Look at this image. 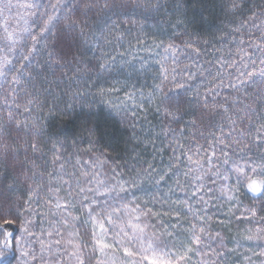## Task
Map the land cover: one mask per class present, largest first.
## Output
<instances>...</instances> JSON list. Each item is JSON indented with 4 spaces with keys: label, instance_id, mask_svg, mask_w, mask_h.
I'll return each instance as SVG.
<instances>
[{
    "label": "rangeland",
    "instance_id": "1",
    "mask_svg": "<svg viewBox=\"0 0 264 264\" xmlns=\"http://www.w3.org/2000/svg\"><path fill=\"white\" fill-rule=\"evenodd\" d=\"M137 2L129 0L130 6ZM160 2L162 7L158 12L173 5V0ZM85 3H92L94 7L85 11L82 8ZM55 4L56 0H0V201L6 202L14 195L32 194V227L37 233L43 231L42 239L51 245L50 264H76L75 243L83 246L78 255L88 256L94 238H105L114 244L118 256L121 240L135 249L137 242L133 236L140 235L134 231L137 224L146 226L144 237L155 239L162 248L171 249L177 246L176 238L172 240L167 230H162V219L153 215L154 208L165 203L170 195L163 192L162 182L149 179L156 174L155 178L163 176L164 180L170 173L165 176L158 170L155 172L151 163L136 159L140 168L137 176L132 177L128 175L129 170L126 174L127 165L119 164L108 154L93 150L79 152L44 142L41 96L50 89L55 78L58 84L54 89L73 99L84 83L85 65L90 69L89 65L96 63H91L93 55L90 53L98 46L85 47L81 43L80 47L68 52L65 47L68 36L82 41L87 39L81 34V27L85 29L92 23L98 10L102 17L113 11L103 10L101 0H61L54 8ZM53 11L59 12L61 21L43 38L47 46L33 53V45L37 42L34 37H41L43 20ZM115 11L121 13V19L114 21H121L134 31L143 24V16L152 19L159 14L133 11L131 7ZM256 15L257 20L251 21L241 40L223 36L216 52H212L213 47L210 51L198 42L199 52L185 48L184 34L173 37L178 46L176 53L165 52L163 46L157 52L154 46L155 62L163 70L157 81L161 84V95L158 94L161 97L156 104L159 125L154 136L161 146L167 143L170 147L174 179L177 180L174 185L178 188L170 204L193 209L187 211L190 218L185 238L186 243L191 242L194 254L187 264H226L223 253L227 247H221L217 241L223 239L231 245L229 238L239 239L249 228L254 232L259 226L264 231V222L258 218L238 221L235 215L226 216L235 232L233 235L220 231L214 223L215 216L224 215L229 207L223 188L236 186L235 167L249 159L254 162L264 159V143L256 144V136L264 129V112L259 108L264 105V88L251 84L230 87L236 83L245 62H256L259 66L264 60V8ZM226 45L229 47L224 49ZM41 75L46 80L52 79L46 81L44 89ZM103 75L97 78L102 79ZM164 75L168 76L167 80L163 79ZM132 110L130 107L118 114L128 123L136 118L130 115ZM134 145L140 149L139 144ZM143 173L157 188L148 205L135 189L137 181L143 184L147 181ZM247 175L253 176L251 172ZM253 178L264 179V176ZM10 182L14 183V191L6 187ZM240 189L239 199L243 195V185ZM177 197L183 204L177 202ZM246 200L242 202L244 205H253L252 197ZM140 213L146 214L137 219ZM235 213L239 214L240 209ZM4 215L5 209L0 208V217ZM198 215L205 217L204 233L199 232ZM0 223L4 224L3 219ZM192 223L197 227L191 228ZM49 231L51 237L47 235ZM216 232L221 236H216ZM196 236L201 239L198 246ZM40 239L38 236L33 241L34 247L39 248ZM240 243V252H244L245 247L264 248V240ZM14 264H22L19 255Z\"/></svg>",
    "mask_w": 264,
    "mask_h": 264
},
{
    "label": "trees",
    "instance_id": "2",
    "mask_svg": "<svg viewBox=\"0 0 264 264\" xmlns=\"http://www.w3.org/2000/svg\"><path fill=\"white\" fill-rule=\"evenodd\" d=\"M231 2L242 4L243 7L238 8L235 13L230 12L227 4ZM182 3L183 7L177 9V0H173V5L165 6L155 18L150 19L149 16H143V24L137 26L136 31L130 30L121 21H115L116 23L113 24L114 20L121 19L120 12L113 10L102 17L99 15L100 10H98L93 22L88 24L83 32L90 44L94 43L97 44L96 47L98 46L90 53L93 55L91 63L93 61L96 63L89 65L91 71L82 74L85 80L79 90H83L87 94L83 96L74 94V98L70 99L64 92L54 89L55 85L58 84L57 79L54 78L50 89H46L39 103L43 111L40 116L43 121L44 142L57 147H70L79 152L93 150L97 153L108 154L115 158L119 164L127 165L126 174L129 170L128 175L132 177L137 176L140 168L136 159H140L141 163H151L155 172L158 170L165 176L170 173L169 178L162 181L154 177L156 174L150 176L149 179L162 182L163 192L170 195L166 202L161 203L157 209L154 208V211L164 222L162 230L164 228L167 230L166 233H175L172 240L176 238V247L181 245V241L186 243L185 235L188 229L186 224L189 222L190 215L182 205L170 204L178 189L174 185L177 182L173 173L174 160L167 143L161 146L158 137L154 136L159 125V118L156 116L159 108L156 104L161 97L158 95L160 94L159 89H154V84H157L159 77L163 75L162 68L155 62L157 53L154 46L159 40L173 39L172 25L179 16L186 25V29L181 27L182 33H190L193 41L206 46L210 51L213 47L212 52H216L223 36L241 40L244 32L252 24V19H249L250 14L255 13V22L257 20L256 14L264 8V0H182ZM109 15H112L111 18ZM88 31L91 33L88 34ZM184 37L187 39L185 34ZM228 47L226 45L224 49ZM158 51L159 48L157 47ZM105 60L109 61L108 69L110 70H105V75L101 74L103 75L102 79H98L96 68ZM49 80L41 75L40 83L43 89ZM100 86L121 88V93L113 94L121 97L123 91L129 88L143 89L145 93L152 89L155 101L154 103L150 100L143 101L147 109L146 113L140 114L139 109H133L139 115L136 116L135 120L126 123L122 116L120 117L117 112L110 109L95 95V89ZM197 86L194 87V90L197 89ZM259 108L264 112V105H260ZM91 117H96L100 127L109 133L107 138L92 139L82 132V128L86 126V121ZM73 133L76 135H72ZM136 143L139 144L140 149L134 145ZM148 168L145 172L148 171ZM142 175L147 180L146 173ZM137 182L135 189L138 190L140 197H144L141 198L142 201L148 205L152 202L157 188L148 180L144 184ZM242 194L240 198L242 202L246 199V202L251 200L252 196L244 189ZM176 200L183 204V200L179 197ZM177 213H179V220H176L175 217ZM165 219H169V222L166 223ZM220 220H223L224 223H219ZM214 223L220 231L227 235L235 234L229 226L228 217L219 214L215 216ZM174 225L178 226L173 227ZM3 227L4 224L0 223V228ZM16 228L15 225L11 226L13 231ZM232 240V237L229 238L230 242ZM239 253L240 251L228 253L226 264H242ZM8 254V252L4 253L5 256ZM14 263L15 260H13Z\"/></svg>",
    "mask_w": 264,
    "mask_h": 264
},
{
    "label": "snow or ice",
    "instance_id": "3",
    "mask_svg": "<svg viewBox=\"0 0 264 264\" xmlns=\"http://www.w3.org/2000/svg\"><path fill=\"white\" fill-rule=\"evenodd\" d=\"M61 4V0H56V4L53 5L55 8L57 5ZM101 8L103 10H120L124 11L126 9H131L133 11L142 12H158L162 7L160 0H138L137 3L130 6L129 0H101ZM38 7V6H36ZM94 7L92 3H85L82 8L87 11L89 8ZM183 7L182 0H177L176 8L180 9ZM243 7L242 4H237L231 2L227 4V8L230 12L235 13L238 8ZM249 19L255 20V13L250 14ZM61 21V16L58 11H53L51 14L46 15L43 20V26L40 29L41 37L37 39V42L33 45L32 51L35 53L39 48L46 47V42L43 38L49 33L53 32V29ZM76 22H73L75 24ZM116 22L113 21V24ZM245 23H247L245 21ZM186 29L183 19L179 16L176 21L173 22V35L180 36L185 34L187 39L184 41V47L192 49L199 52L200 49L197 45V41L191 39L190 33H182L181 27ZM81 34L84 32V28L80 29ZM81 43L85 47L91 46L95 47L93 43L89 45L87 39L83 41L77 40L71 35L67 38V43L65 45L68 52L74 51L76 48L81 46ZM205 43H207L205 41ZM156 46L159 48L163 46L165 52L176 53L178 51V46L175 40L169 39L168 41L159 40L156 42ZM115 59V58H113ZM55 63H58L56 61ZM109 61L105 60L99 64L98 69H96L97 76L103 74L105 70L108 69ZM77 71H80L77 69ZM90 71L85 65V73ZM164 80L168 79L167 75H164ZM162 83V82H161ZM251 84L254 87L264 88V60L260 61L259 66H256V62L248 63L245 62L243 65V70L239 71V75L236 79V83L230 85V87H243L245 85ZM161 84H154V89H160ZM180 87V85H177ZM122 89L119 87H109L105 88L103 86L97 87L95 89V95L100 98V100L107 105L110 109L115 110L119 113L121 111H128L131 109H139L140 112L146 113L147 109L143 101L150 100L154 103L155 95L152 89L148 90L147 93L143 89L129 88L123 91L122 97L119 95H113L114 93H121ZM139 93V96H138ZM87 93L83 90H79L76 95L83 96ZM31 111V109H28ZM159 111V109H157ZM132 117L137 116V111L132 110L130 112ZM82 132L86 133L89 138L95 139L97 137L107 138L109 133L100 127L99 121L96 117H91L86 121V126L82 128ZM72 135H76L73 133ZM75 142V141H73ZM264 143V129H262L256 136V144L260 145ZM55 146V145H54ZM33 148L36 147L34 144ZM235 172L237 173L236 186L232 187L225 185L223 192L227 202H229V207L224 213L225 216L229 214L235 215L236 220H252L253 218H258L264 222V179L253 178L257 175L264 176V159L258 161H252L251 159L243 161L241 166L235 167ZM251 172L253 176H248L247 173ZM227 179V177L225 178ZM163 180V176L160 177V181ZM160 181H157L159 183ZM124 183H127L125 181ZM240 185L246 192L250 193L253 197V205H244L239 199ZM135 186V184H133ZM9 191H14V183L10 182L6 185ZM123 190L124 185H121ZM195 195V193H193ZM201 200L204 199L203 196L200 197ZM32 194L20 196L14 195L11 199H7L6 202L0 201V208L5 209V215L0 217L4 221V227L0 228V264H13V260L17 259L19 255L22 260V264H50L51 255L49 249L51 245L42 239L44 232L41 231L37 233L33 230V220L31 219L33 215L31 207ZM258 203V206H257ZM207 204V201H205ZM139 205H137V208ZM239 208L240 213L236 214L235 210ZM185 211H193L189 206L185 208ZM146 213H140L137 215L139 219L140 215H145ZM156 215V213H153ZM176 220H179V213L175 215ZM197 218L200 220L199 232L204 233V222L205 217L198 215ZM219 223L223 224L224 221L220 220ZM12 225H18L15 231L11 230ZM174 225L173 227H177ZM211 225H209L210 227ZM191 228H196L197 225L192 223ZM134 231H138L140 235L133 236V239L137 242V247L133 249L125 241L121 240V247L119 249L120 255H116V246L111 244L105 238H94L92 252L88 256L78 255L80 249L83 247L79 243H75L76 252L74 256L76 258V264H187L191 259L193 249L191 247V242L181 243L179 247L173 245L171 249L167 247H161L155 239L146 238L143 234L146 231V226L135 225ZM169 236L175 235L174 232H168ZM49 237L52 236V232L47 233ZM161 236L164 232H161ZM41 237L39 240V248L33 246V241L37 240V237ZM216 236H221L220 232H216ZM253 240H264V231L261 230L259 226H256L253 232L251 228L247 229L245 234L241 235L239 239L234 238L231 245H228L226 241L221 239L217 243L221 247H227V251L223 253V260H227L228 253H238L241 247L240 241L251 242ZM195 243L197 246L201 243L199 236L195 237ZM5 252L9 254L4 255ZM47 253V255H46ZM241 256L242 264H264V248L257 250H252L245 247L244 252L239 253ZM139 257V260L137 259ZM215 264V262H213Z\"/></svg>",
    "mask_w": 264,
    "mask_h": 264
}]
</instances>
